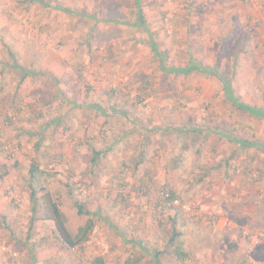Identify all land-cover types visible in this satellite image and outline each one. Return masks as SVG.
<instances>
[{
    "label": "rangeland",
    "instance_id": "1",
    "mask_svg": "<svg viewBox=\"0 0 264 264\" xmlns=\"http://www.w3.org/2000/svg\"><path fill=\"white\" fill-rule=\"evenodd\" d=\"M3 1L0 264H264V0Z\"/></svg>",
    "mask_w": 264,
    "mask_h": 264
},
{
    "label": "trees",
    "instance_id": "2",
    "mask_svg": "<svg viewBox=\"0 0 264 264\" xmlns=\"http://www.w3.org/2000/svg\"><path fill=\"white\" fill-rule=\"evenodd\" d=\"M135 4L137 6V21L136 22H138L137 25L141 26V25H143V22L145 21V19L142 15V11H140V8H138V6L140 4L139 0H135ZM63 12L69 13V14L71 13L65 9H63ZM203 70L208 75H217L216 70H210V69L206 70V68H203ZM29 71H24L25 75H34L33 73H30L32 71H30V72ZM217 79L220 82H225L224 88H225V96H226L227 100L230 101L233 105H238L232 99V94L230 93L231 84L227 83L225 80L220 78L219 75H217ZM23 80H24V76L21 78V81H23ZM238 106H239V109L240 108L245 109L254 115H259V116L263 115L264 116L263 112H258L257 110L252 109L251 107H243L242 105H238ZM223 136L227 140L232 141V142L238 144L239 146H241L243 148L250 147V143L246 140L234 139L228 135H223ZM9 145H10L9 142H7V143L2 142L0 144V150H3L4 153H7L9 155L11 152V150H9V148H10ZM37 173H41V172L38 171L37 166H32V168L29 170V173H28L29 178L30 179L33 178ZM30 199L33 201V203L35 205H36L37 201H39L38 205H39V208L41 211L42 220L52 222L56 236L69 249H75L87 241L88 235L92 231L93 226H94V222H93L94 216L90 211L85 209V207L81 203L74 201L75 213L79 217L80 216L84 217L85 222H84V225L77 230L76 234L74 236H72L66 227V220H65L63 213L61 212V210L59 208V205L55 202V200L53 199V197L49 191L41 189L39 194H38V193L34 192L33 190H31ZM169 200H172L171 196L169 197ZM35 205H34V207H35ZM173 240H174V238L171 239L170 243H172ZM174 249H175V251L178 252L177 247H175ZM94 264H104V262L99 259V260H96V262H94Z\"/></svg>",
    "mask_w": 264,
    "mask_h": 264
},
{
    "label": "crops",
    "instance_id": "3",
    "mask_svg": "<svg viewBox=\"0 0 264 264\" xmlns=\"http://www.w3.org/2000/svg\"><path fill=\"white\" fill-rule=\"evenodd\" d=\"M10 0H6V1H3V2H7L8 4H9V6H11V8H6V12L7 13H9L10 14V16H11V18L12 19H14V18H17V15H16V12H18L19 10H20V3H22L23 1H25V3L26 4H30V3H34V5L36 4V6H41V8H43V9H46V8H48L49 9V11H50V9L51 10H53L52 12L53 13H56V11H58V12H62L63 14L65 13V12H63V9H65V10H68L69 12H71L70 10H74V9H77V5H78V3H76L75 2V0H70L69 2H67L68 4H69V6H66V4H65V7H63V4H61V6H62V8L61 7H55V6H51L50 5V2H47V0H22V2H20V3H15L14 2V0H11V1H13L14 3L13 4H11V1L9 2ZM49 1H51V0H49ZM88 2V1H87ZM89 3V2H88ZM37 4H40V5H37ZM90 4V3H89ZM34 5H33V7H34ZM33 7H32V9H33ZM46 7V8H45ZM56 11H55V10ZM31 10V9H30ZM57 12V13H58ZM72 13V12H71ZM70 13V14H71ZM44 14L46 15V16H48V14H47V12H44ZM60 14V13H59ZM57 14H55V16H56ZM54 30H56L55 28H53V30L52 31H54Z\"/></svg>",
    "mask_w": 264,
    "mask_h": 264
},
{
    "label": "built area",
    "instance_id": "4",
    "mask_svg": "<svg viewBox=\"0 0 264 264\" xmlns=\"http://www.w3.org/2000/svg\"><path fill=\"white\" fill-rule=\"evenodd\" d=\"M161 197L164 199H169L170 195L168 193L162 192ZM173 203L176 204V200H174Z\"/></svg>",
    "mask_w": 264,
    "mask_h": 264
}]
</instances>
